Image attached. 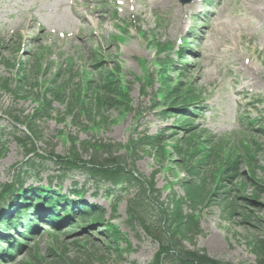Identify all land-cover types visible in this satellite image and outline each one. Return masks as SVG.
<instances>
[{"label":"rangeland","instance_id":"374dc122","mask_svg":"<svg viewBox=\"0 0 264 264\" xmlns=\"http://www.w3.org/2000/svg\"><path fill=\"white\" fill-rule=\"evenodd\" d=\"M201 14H204L201 25H197ZM122 29L125 32L122 33ZM192 30L197 34L193 36ZM184 37L189 38L185 44L190 48L187 67L174 66L177 70H187L197 88L204 117L194 126L199 125L223 138L228 147L256 136L254 140L261 148L256 156L257 164L264 168V137L256 132L264 124V0H191L185 5L180 0H0V76L15 77L13 68H8L5 62L20 61L30 69L34 58L41 57L40 64L48 72L35 76L31 85L37 92L33 93L38 94L41 87H51L54 74L61 72L57 82L65 81L68 71L73 74L69 86L75 88L81 84L83 73L90 75L94 61L100 59L107 70H113L114 65L120 68L122 83L129 89L131 109L125 114L106 109L103 117L109 120L107 126L81 130L72 126L69 118L57 120L64 117V107L54 102L53 118L38 123L41 137L35 149L42 155L38 158L26 155L25 149L13 139L24 131L19 125H14L15 130L4 115L12 111V117L22 121L36 106L33 96L17 101L9 94L0 93V143L6 145V153L0 159V186L13 182L19 172L26 188L47 187L52 182L56 190L59 180L55 178L62 174V168L53 157L69 156L68 135L77 142L99 141L124 146L136 133L156 134L173 126L172 118L162 120L150 108L158 82L154 75L156 51L148 42L154 38L158 43L172 45L173 51L169 54L176 59L175 53ZM148 75H153L154 84L145 87L142 94L141 86ZM174 75L179 76L177 72ZM252 120L255 122L250 125ZM81 122L90 127L85 119ZM116 154H124V151ZM82 158L86 160L87 156L82 155ZM134 160L135 172L143 178L149 179L157 172L155 185L161 200L171 191L182 196L170 173L160 170L151 156L140 153ZM26 164H34V167ZM186 177L184 172H179V179ZM255 180L264 183L261 169L256 170ZM61 183L63 192L73 189V184L85 185L86 203L98 205L105 210L106 218L110 217L111 201L102 197L105 189L101 188L93 198L95 188L81 172H67ZM252 191L251 187L247 189L246 198ZM257 202L261 210L247 208L254 212V217L261 218V223L257 225L252 221L248 228L252 232L258 230L264 238V197ZM125 209L123 201L113 221L131 244L132 252L122 255L125 261L120 262L117 256L106 251L97 229L93 230V235L79 230L66 239L59 238L61 245L44 233L34 241L38 243V257L45 260L43 264H48L53 257H48L50 250L56 255L64 250L70 259L94 254L98 260L104 258V264H150L157 246L141 230L131 231L125 225ZM199 221L201 234L195 239L196 249L231 264H255L245 246L248 228L239 225L240 219L226 221L219 208L213 206L200 213ZM89 237L92 245L86 240ZM29 256L21 257L18 263Z\"/></svg>","mask_w":264,"mask_h":264},{"label":"trees","instance_id":"16d2710c","mask_svg":"<svg viewBox=\"0 0 264 264\" xmlns=\"http://www.w3.org/2000/svg\"><path fill=\"white\" fill-rule=\"evenodd\" d=\"M121 32H125V29ZM149 44L156 50L157 70L154 75L158 82L151 109H155L163 120L173 117L172 129L167 128L155 135L136 133L124 146L99 141L77 142L74 137L66 136L70 144L69 156L53 157L62 168V174L55 179L61 183L67 172L78 171L85 176L87 182L93 184V197L103 187V198L111 200L112 214L109 219L105 218L102 208L86 205L83 201L84 186L78 188V185L73 184L74 189L69 194L78 196V201L75 202L62 194L61 184L58 185V190H52L51 186L24 189L21 173H16L12 183L0 187V208L3 205L8 210V214L0 213V232L14 234L18 231L21 238H18L19 244L11 243L9 246L11 239L0 234V245L11 254L1 256L0 264H17L21 257L29 255L30 260L27 258L18 264L45 262L38 257V243L34 242V235L40 234L42 238L44 231L35 228L36 225L51 228L52 232L46 230L45 233L58 245L62 244L58 237L66 239L83 228L93 234V230L98 227L100 231L97 232L106 251L117 256L120 262L125 261L122 255L132 252L131 244L126 235L112 223L123 200L126 202L125 225L131 231L141 230L157 246L150 264H231L211 258L204 250L195 248V239L201 234L200 213L213 206L219 208L222 219L226 221L240 219L239 225L245 228L252 221L260 225L261 218L254 217V212L247 208L261 210L257 201L264 197V183L255 180L256 170L264 172V168H259L257 164L256 156L261 148L254 140L256 136L228 147L223 138L215 137L199 125L193 126L203 114L199 108L200 97L195 84L189 79V72L184 69L183 72H178L180 75L176 78L174 60L167 54L171 45L158 43L154 38H151ZM162 53L164 56L160 58ZM184 53L185 50L180 49L178 55L186 61ZM40 58H34L30 69L20 63L5 62L8 68L15 70V77L0 76V93L9 94L17 101L26 100L31 95L36 105L31 114L23 118L24 121L12 117V111L4 113L14 125H25L26 133H20V137L13 139L25 149L26 154L42 158L35 149V144L41 137L38 123L53 118L54 102L64 107V117L57 120L65 121L69 118L70 124L81 130H99L102 126H107L109 120L103 117L106 109L116 110L121 114L131 111L129 89L122 83L120 68L114 65L113 70H107L103 65H97L100 60L94 62L90 76L83 73L81 84H77L75 88L69 86L73 74L68 71L65 81L58 83L57 78L61 72L54 74L51 87H41L38 94L33 93L32 91L37 92L35 86L31 85L35 76H41L44 72L46 75L48 72L42 68ZM144 78L142 94L145 93V87L154 84L153 75ZM84 119L90 127L82 125L81 120ZM254 122L251 121L250 124ZM256 132L259 137H264V124ZM5 147L4 143H0V159L6 153ZM119 151H124V154H116ZM140 153L148 154L160 170L170 173L182 196L171 191L165 200H161V193L155 185L157 172L149 179L135 172L132 164ZM82 155H86L87 159L83 160ZM181 171L186 174V178H178ZM173 183L169 185L172 186ZM249 187L253 189L252 195L246 198ZM132 190L134 194L130 193ZM7 200L9 203L6 204ZM62 229L66 231L62 232ZM30 238L33 240L30 241ZM86 240L91 242V237ZM244 240L255 264H264V238L258 230L252 232L248 228ZM120 244H124V248ZM93 255L70 259L64 250L59 255L50 250L48 257H53L48 264H104V258L98 260Z\"/></svg>","mask_w":264,"mask_h":264},{"label":"water","instance_id":"95a60500","mask_svg":"<svg viewBox=\"0 0 264 264\" xmlns=\"http://www.w3.org/2000/svg\"><path fill=\"white\" fill-rule=\"evenodd\" d=\"M184 1V0H183ZM188 0H185L184 2H187Z\"/></svg>","mask_w":264,"mask_h":264}]
</instances>
